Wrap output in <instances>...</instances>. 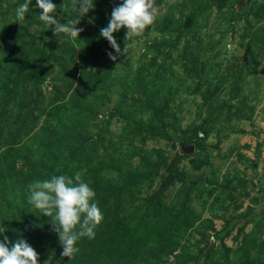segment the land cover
<instances>
[{"label": "rangeland", "instance_id": "1", "mask_svg": "<svg viewBox=\"0 0 264 264\" xmlns=\"http://www.w3.org/2000/svg\"><path fill=\"white\" fill-rule=\"evenodd\" d=\"M24 2L0 0L3 235L38 264H264V0H157L115 61L100 29L122 0H95L67 41L35 0L16 22ZM75 171L103 220L70 259L27 196Z\"/></svg>", "mask_w": 264, "mask_h": 264}, {"label": "clouds", "instance_id": "2", "mask_svg": "<svg viewBox=\"0 0 264 264\" xmlns=\"http://www.w3.org/2000/svg\"><path fill=\"white\" fill-rule=\"evenodd\" d=\"M31 0H25L14 9L15 21L24 24ZM95 0H75L73 11L76 17L60 23L55 15L57 5L53 0H35L39 8L38 19L46 29L54 26V34H63L59 39L67 41L79 38L82 30L76 27L81 17L94 8ZM64 11V10H63ZM157 0H122L114 7L108 24L100 29V36L107 39L113 52H108L112 60L119 54H127L131 37L142 36L158 17ZM91 21V18L89 20ZM126 28V42L123 48L117 43L114 32ZM95 190L82 178L81 171L72 175L53 174L46 179H36L28 185V203L43 216L50 218L53 231L58 235L62 245L61 256L69 257L79 252L77 242L82 238L93 239L95 229L103 220V212L95 199ZM6 229L0 226V264H38L37 251L23 238L14 242L3 235Z\"/></svg>", "mask_w": 264, "mask_h": 264}]
</instances>
